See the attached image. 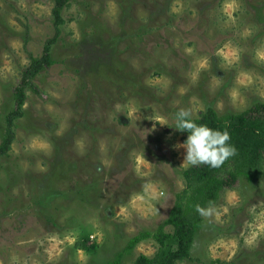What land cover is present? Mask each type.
Here are the masks:
<instances>
[{"label": "rangeland", "instance_id": "1", "mask_svg": "<svg viewBox=\"0 0 264 264\" xmlns=\"http://www.w3.org/2000/svg\"><path fill=\"white\" fill-rule=\"evenodd\" d=\"M54 1L0 0V141L29 55L53 34ZM62 15L54 62L33 77L0 158V264H105L140 233H172L190 167L175 112L264 104V0H71ZM260 168L221 192L176 264H264ZM157 249L149 238L120 261Z\"/></svg>", "mask_w": 264, "mask_h": 264}, {"label": "trees", "instance_id": "2", "mask_svg": "<svg viewBox=\"0 0 264 264\" xmlns=\"http://www.w3.org/2000/svg\"><path fill=\"white\" fill-rule=\"evenodd\" d=\"M70 1H54L51 9L53 34L44 42L39 58L29 55L30 64L22 71L19 84L13 89V107L4 118L0 158L8 155L15 141L16 121L24 116L26 91L31 88L33 77L54 62L51 49L61 37V29L65 24L62 13L70 6ZM194 120L214 129H227L231 135L230 143L235 145L237 155L220 168L198 165L184 170L185 188L176 195L166 221L167 225L172 226V233H164L161 229L156 234L140 233L128 241L124 251L114 261L105 264H123L120 261L122 254L149 238L155 239L158 244L154 256L141 254L130 264H176L189 259L194 236L201 229L203 220V216L196 211V206L211 207L217 203L222 191L233 189L240 179L254 183L259 178L260 163L264 158V104L257 103L241 113L223 116L209 108ZM166 239L174 241L176 248L167 245Z\"/></svg>", "mask_w": 264, "mask_h": 264}, {"label": "clouds", "instance_id": "3", "mask_svg": "<svg viewBox=\"0 0 264 264\" xmlns=\"http://www.w3.org/2000/svg\"><path fill=\"white\" fill-rule=\"evenodd\" d=\"M119 108V106H117ZM174 129L187 132V139L182 145L185 149L183 165H207L220 168L227 160L237 155V149L230 143L231 135L227 129H214L207 124H198L192 118V111L188 108L178 109L174 116ZM196 211L202 216H212V207L196 206Z\"/></svg>", "mask_w": 264, "mask_h": 264}]
</instances>
